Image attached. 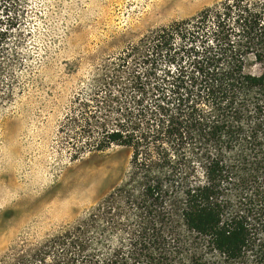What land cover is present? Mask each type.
Instances as JSON below:
<instances>
[{
  "label": "trees",
  "instance_id": "16d2710c",
  "mask_svg": "<svg viewBox=\"0 0 264 264\" xmlns=\"http://www.w3.org/2000/svg\"><path fill=\"white\" fill-rule=\"evenodd\" d=\"M7 1L0 102L21 18ZM74 102L61 126L79 143L71 159L126 147L127 177L11 264H264V0H222L152 30Z\"/></svg>",
  "mask_w": 264,
  "mask_h": 264
},
{
  "label": "rangeland",
  "instance_id": "374dc122",
  "mask_svg": "<svg viewBox=\"0 0 264 264\" xmlns=\"http://www.w3.org/2000/svg\"><path fill=\"white\" fill-rule=\"evenodd\" d=\"M16 1L19 30L7 45L18 59L4 73L12 90L0 102V262L8 264L85 218L127 177L126 147L71 159L79 143L61 126L76 97L90 95L104 65L130 44L222 0ZM246 71H260L253 57ZM123 211L125 220L132 210Z\"/></svg>",
  "mask_w": 264,
  "mask_h": 264
}]
</instances>
